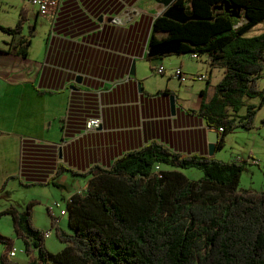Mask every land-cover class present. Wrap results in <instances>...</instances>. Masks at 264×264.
<instances>
[{"label": "crops", "instance_id": "1", "mask_svg": "<svg viewBox=\"0 0 264 264\" xmlns=\"http://www.w3.org/2000/svg\"><path fill=\"white\" fill-rule=\"evenodd\" d=\"M28 2L13 6L12 0H0V25L15 26L22 9L28 19L20 34L0 28V189L4 187L0 213L12 206L23 212L30 194L54 187L65 191L66 201L88 186L89 179L84 184L78 176H86L83 173L97 165L109 167L126 152L152 141L185 155H208V125L191 109L200 108L202 90L206 89L208 99L214 94L224 68L213 66L208 55H201L204 60L192 74L201 84L192 93V102L169 83L155 87L139 75L142 62L152 65L163 57L147 58L153 46V23L163 15L162 3L61 0L56 11L39 13ZM9 7L14 8L12 13ZM32 25L36 28L33 35ZM256 28L258 34L264 32V20L252 30ZM155 35L161 38L164 33ZM22 38L30 41L26 55L18 52ZM175 55L168 57L172 66L178 63ZM133 64L135 74L131 75ZM161 66L165 69L161 75H165L167 68ZM174 71L169 78L178 79ZM171 95L175 96L174 113ZM90 117L102 119L100 129L86 131ZM60 166L68 171L57 175ZM67 205V201L64 206L60 203L61 211ZM61 211L57 214L48 208L50 220L53 217L59 226L68 225V212ZM33 218L38 221L36 213ZM0 234L15 236L10 214L0 215ZM3 249L0 242V255Z\"/></svg>", "mask_w": 264, "mask_h": 264}, {"label": "trees", "instance_id": "2", "mask_svg": "<svg viewBox=\"0 0 264 264\" xmlns=\"http://www.w3.org/2000/svg\"><path fill=\"white\" fill-rule=\"evenodd\" d=\"M222 3L240 8V17L219 9ZM176 5L199 19L181 23L158 16L150 45L181 40L179 54H206L213 66L224 68L214 94L208 99L202 90L200 108L191 109L208 126L223 127L217 151L228 134L254 127L255 105L248 104L247 112L238 114L245 99H264L259 85L264 32L246 36L264 20V0H176ZM27 20L22 9L15 26L0 28L20 34ZM35 30L30 26L31 35ZM18 45V52L26 55L29 39L22 38ZM244 164L206 154L185 155L152 141L109 167L94 166L83 173L91 176L86 190L66 200L70 232L52 217L57 238L66 244L59 252L46 247L47 231L33 224L36 200L23 212L12 206L0 215L12 216L28 264H264V190H238ZM179 168H199L203 176L191 180ZM66 170L60 166L57 175ZM0 242L6 246L2 263L18 264L8 258L13 240L0 234Z\"/></svg>", "mask_w": 264, "mask_h": 264}, {"label": "rangeland", "instance_id": "3", "mask_svg": "<svg viewBox=\"0 0 264 264\" xmlns=\"http://www.w3.org/2000/svg\"><path fill=\"white\" fill-rule=\"evenodd\" d=\"M22 1L23 0H12L13 6ZM24 1L29 3L28 0ZM143 3L144 2L142 1L141 5H143ZM30 5L32 4L30 3ZM11 9L14 10V8L9 7V10L11 11H9V13L13 12V10ZM260 27L263 26H258L257 28ZM257 28L250 31V34H256L257 32H259V29ZM192 54L193 53L189 52L180 56L175 54L165 55L162 58H156L155 60H153L152 65L150 61L145 60L141 63L142 69H140V74H138L140 76H144L142 79L144 83L147 82V84H153L155 87L163 86L164 84L169 83L173 88H175V90H177V92H179L182 96H187L192 102V93H194V90H196L201 84L198 80H193L194 75L192 74H195L200 64H202V60H204L203 58H201V55L198 58H194L192 57ZM174 55L178 63L175 66H172L171 62L169 61L170 58L168 57ZM181 61L182 66H180ZM161 65H164L167 68V73L165 75H161L160 73H157L155 69H153ZM178 67H180L183 72H186V74L188 75L189 79L186 80L187 82H181L179 78H169L172 71H174V69ZM215 72L216 73L213 75V80L218 73L217 70ZM202 83L204 84V86H206L205 82ZM185 85L188 86L187 89H185ZM193 85L194 88H192ZM259 85L260 88L264 90V70L262 72V77L259 80ZM188 89H192L191 93L190 91H188ZM248 104L255 105L256 115L254 119V127L250 130L238 128L236 131L228 134L225 139L224 147L220 150H217L213 156L223 161H238L245 163L238 187L239 191H262L264 190V99L262 97H247L246 105L240 110V112L238 113L239 115H244L247 112ZM161 168L167 170L172 169L173 167L168 165H161ZM178 170L182 171L191 180H196L203 176V172L199 168H179ZM90 177V175H86L78 176L77 178L81 179L85 184L87 180L90 179ZM64 192L65 191H63L62 189L54 187L46 189L42 192H34L29 195V201L33 199L37 201L33 209V214L36 213V218L38 219V221H34L33 218V224L40 229L50 231L49 237H46L45 244L46 247L53 252H59L63 250L66 244L61 242L57 238L56 230L52 226V222L50 220L48 208L53 207V210L57 214H60L61 208L59 206H56V203L60 202L62 206H64V204L66 205V201L63 198ZM23 198L25 197L23 196ZM68 216L69 215L67 214L66 219L68 218ZM44 221L46 222V227L43 225L45 223ZM35 222L38 224H36ZM61 228L67 232H70V228L67 225V222L64 225H61ZM10 238L13 240L11 250L15 249L16 255L10 256V254L8 253V258H10L12 261L17 262L18 264H28V255L25 252V245L23 240L16 234L13 238ZM5 247L6 246L4 245L2 254L5 251ZM2 254L0 255V264H3L1 261Z\"/></svg>", "mask_w": 264, "mask_h": 264}, {"label": "water", "instance_id": "4", "mask_svg": "<svg viewBox=\"0 0 264 264\" xmlns=\"http://www.w3.org/2000/svg\"><path fill=\"white\" fill-rule=\"evenodd\" d=\"M158 2L164 5L163 15L173 19L175 21L184 23L188 20H196L199 19L196 15H190L186 12L185 8L176 5V0H157ZM219 9L224 8L226 11H230L233 16L240 17L241 9L236 8L229 3H222ZM181 45V40H168L163 41L161 43L155 44L150 47L148 52V57H162L169 54H177L179 52ZM134 64L130 71L131 75L135 74ZM170 104H171V112L174 113L175 111V96H170ZM208 155L213 156L217 149V144L220 139V134L216 128L208 126Z\"/></svg>", "mask_w": 264, "mask_h": 264}, {"label": "built area", "instance_id": "5", "mask_svg": "<svg viewBox=\"0 0 264 264\" xmlns=\"http://www.w3.org/2000/svg\"><path fill=\"white\" fill-rule=\"evenodd\" d=\"M29 1L34 7L38 9L39 13H47L50 10L56 11L61 4V0H29ZM192 57L198 58L199 54L193 52ZM164 71L165 69L163 66H160L159 68L156 69V72L160 74H163ZM174 73L175 76L178 77L181 82H185L188 79V77L180 67L176 68ZM199 78L204 79L205 75H201ZM101 126H102V119L100 117H90L86 120V124H85L86 131L98 130L100 129ZM223 130H224L223 127L219 128L220 132H222ZM56 206H60V203H56ZM65 212H66L65 210L61 211L62 214H65ZM49 235H50V231H47L45 236L49 237ZM9 254L10 256H15L16 250L15 249L11 250Z\"/></svg>", "mask_w": 264, "mask_h": 264}]
</instances>
